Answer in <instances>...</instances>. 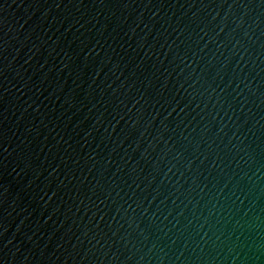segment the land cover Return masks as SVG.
<instances>
[{
	"label": "water",
	"instance_id": "obj_1",
	"mask_svg": "<svg viewBox=\"0 0 264 264\" xmlns=\"http://www.w3.org/2000/svg\"><path fill=\"white\" fill-rule=\"evenodd\" d=\"M0 264H264V0H0Z\"/></svg>",
	"mask_w": 264,
	"mask_h": 264
}]
</instances>
